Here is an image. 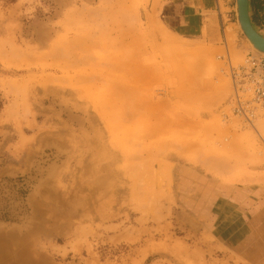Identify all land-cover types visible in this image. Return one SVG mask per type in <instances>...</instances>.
I'll list each match as a JSON object with an SVG mask.
<instances>
[{"label": "rangeland", "instance_id": "374dc122", "mask_svg": "<svg viewBox=\"0 0 264 264\" xmlns=\"http://www.w3.org/2000/svg\"><path fill=\"white\" fill-rule=\"evenodd\" d=\"M176 2L0 0V264H264L256 51L235 0L196 36Z\"/></svg>", "mask_w": 264, "mask_h": 264}, {"label": "built area", "instance_id": "2783aa9c", "mask_svg": "<svg viewBox=\"0 0 264 264\" xmlns=\"http://www.w3.org/2000/svg\"><path fill=\"white\" fill-rule=\"evenodd\" d=\"M229 74L234 89L232 111L245 122H251L264 112V56L248 55Z\"/></svg>", "mask_w": 264, "mask_h": 264}, {"label": "crops", "instance_id": "0c3cea01", "mask_svg": "<svg viewBox=\"0 0 264 264\" xmlns=\"http://www.w3.org/2000/svg\"><path fill=\"white\" fill-rule=\"evenodd\" d=\"M175 0H169L174 2ZM176 4L169 6L172 10L177 6L181 9L180 15L176 16L179 20V27L185 33L193 29L192 22L195 17H199V27L194 30L192 36L203 35L207 32L209 23L219 19L220 3L224 0H176ZM168 7V6H167ZM168 7V8H169ZM192 9L194 11L192 12ZM250 17L256 28L264 29V0H249ZM192 12V13H190ZM208 16V17H207ZM207 17V18H206ZM209 20V21H206ZM192 26V27H191Z\"/></svg>", "mask_w": 264, "mask_h": 264}, {"label": "water", "instance_id": "95a60500", "mask_svg": "<svg viewBox=\"0 0 264 264\" xmlns=\"http://www.w3.org/2000/svg\"><path fill=\"white\" fill-rule=\"evenodd\" d=\"M236 18L243 36L260 53L264 54V36L257 31L250 17L249 0H235Z\"/></svg>", "mask_w": 264, "mask_h": 264}, {"label": "bare ground", "instance_id": "6f19581e", "mask_svg": "<svg viewBox=\"0 0 264 264\" xmlns=\"http://www.w3.org/2000/svg\"><path fill=\"white\" fill-rule=\"evenodd\" d=\"M238 27H239V25H238ZM241 30V29H240ZM242 32V31H241ZM229 33H231V32H229ZM243 33V32H242ZM229 35H231V34H229ZM229 37V36H228ZM246 40H247V38H245ZM245 43V42H244ZM246 44H247V46L249 47V49L251 48L252 50H255L254 52H255V54H258V55H263L264 56V54H262V53H260V52H258L252 45H251V43L247 40L246 41ZM134 109H136V107L134 108ZM133 109V110H134ZM139 109V108H138ZM133 113V112H132ZM135 113V112H134ZM137 115V114H136ZM130 116H132V114L130 115ZM128 117V116H127ZM135 117V116H134ZM130 119V118H129ZM142 140V139H141ZM142 142V141H141ZM189 225H190V227L194 230L195 228H196V225L194 224V223H192V221L189 223Z\"/></svg>", "mask_w": 264, "mask_h": 264}]
</instances>
